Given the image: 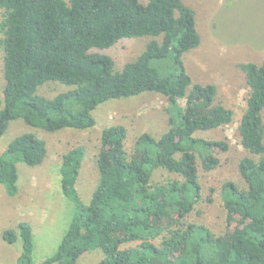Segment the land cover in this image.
<instances>
[{
  "label": "trees",
  "instance_id": "1",
  "mask_svg": "<svg viewBox=\"0 0 264 264\" xmlns=\"http://www.w3.org/2000/svg\"><path fill=\"white\" fill-rule=\"evenodd\" d=\"M0 10V137L16 120L51 133L88 129L100 104L144 92L161 94L172 108L169 127L158 138L142 132L129 156L125 125L101 130L99 178L87 203L76 188L84 146L62 154L60 187L74 211L55 251L38 264H76L94 248L103 253L98 264H264V60L239 64L249 93L238 130L250 156L238 163L246 186L230 180L221 186L227 227L217 234L185 220L201 197L198 162L205 171L214 169L216 152L228 146L195 133L233 117L232 109L214 103V84L193 82L186 71L182 56L200 43L194 10L183 0H0ZM143 36L152 38L121 69L102 52ZM48 82L68 88L39 94ZM46 154L45 139L33 131L7 143L0 184L8 195L17 192L16 163L40 165ZM160 167L182 179L153 183ZM18 236L16 264H35L28 222L2 233L7 243Z\"/></svg>",
  "mask_w": 264,
  "mask_h": 264
},
{
  "label": "rangeland",
  "instance_id": "2",
  "mask_svg": "<svg viewBox=\"0 0 264 264\" xmlns=\"http://www.w3.org/2000/svg\"><path fill=\"white\" fill-rule=\"evenodd\" d=\"M183 1L194 10L196 28L200 34L199 45L182 56L186 71L193 82L214 84V103L233 110L230 123L195 133L198 137L224 141L228 145L225 150L216 152L219 163L214 169L205 171L198 162L201 197L185 219L206 224L218 234L227 227V213L220 193L222 184L230 180L240 188L246 186L238 163L242 157L250 154L240 143L238 126L246 107L249 87L239 64H260L264 60V0ZM151 38H124L102 52L112 57L115 69H121L124 63L136 58ZM2 74L3 50L0 46V94ZM67 88L56 82H48L39 87L38 93L53 96ZM184 103L185 99L179 100L180 105ZM92 113L96 124L88 129L65 128L51 133L16 120L0 137V155L15 135L25 131L37 133L47 145L42 164L29 166L21 161L16 163L18 180L14 195H8L0 184V264H16L21 251L20 237L13 243H7L2 233L10 228L17 230L20 221H26L32 227V257L35 264L55 251L74 211L72 202L63 195L60 187L59 169L65 151L74 145L85 148L76 188L82 201L87 203L99 178L96 155L100 148L101 130L112 124L125 125V148L129 156L142 132L158 138L169 127L172 108L161 94L144 92L108 100ZM175 178L182 179L178 174L160 167L153 170L151 181L162 183ZM102 257V251L94 248L83 253L76 264H98Z\"/></svg>",
  "mask_w": 264,
  "mask_h": 264
}]
</instances>
